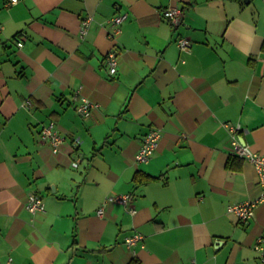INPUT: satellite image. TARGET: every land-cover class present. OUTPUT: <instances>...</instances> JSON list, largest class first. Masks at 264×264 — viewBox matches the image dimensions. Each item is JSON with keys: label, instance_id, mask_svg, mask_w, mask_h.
I'll return each mask as SVG.
<instances>
[{"label": "crops", "instance_id": "obj_1", "mask_svg": "<svg viewBox=\"0 0 264 264\" xmlns=\"http://www.w3.org/2000/svg\"><path fill=\"white\" fill-rule=\"evenodd\" d=\"M10 1L0 0V264H261L264 203L245 225L227 213L259 196L257 173L226 163L228 125L264 155V0ZM166 7L182 10L175 29ZM123 13L110 38L108 20ZM75 95L95 105L90 117ZM49 122L65 138L57 153L40 135ZM151 128L157 149L137 163ZM30 193L43 213L24 208ZM121 194L133 215L114 204L97 215ZM134 232L143 240L130 248Z\"/></svg>", "mask_w": 264, "mask_h": 264}, {"label": "built area", "instance_id": "obj_2", "mask_svg": "<svg viewBox=\"0 0 264 264\" xmlns=\"http://www.w3.org/2000/svg\"><path fill=\"white\" fill-rule=\"evenodd\" d=\"M10 2L11 4H14L17 0H11ZM161 16L169 22L173 29H175L181 24L182 10L177 7H166L161 10ZM127 17L128 15L123 13L115 15L108 20V23L112 28L109 35L110 38H113L120 32V26L127 20ZM91 21V17H85L81 20L79 31L81 39L86 35ZM21 45V42H19L18 46L20 47ZM176 45L179 51L183 53L190 52L191 42L188 39L179 37L176 40ZM105 65L109 75L115 76L118 70V58L114 51H111L106 55ZM74 100L77 101L75 107L76 112L83 118L90 117L95 105H93L89 99L81 95H75ZM25 106L30 108L32 103L28 100L25 102ZM228 130L231 133V155L251 163L258 176L259 196L253 201H247L245 203L227 207V213L232 214L239 224L245 225L254 218L255 206L264 203V155L251 151L246 144L240 142L239 132H246L240 125H228ZM40 135L41 138L51 146L53 153L59 152L61 145L65 141V138L55 129V124L53 122L44 125L41 128ZM159 139L160 131L156 128H151L143 136L141 147L135 155V161L137 163H147L157 149ZM78 162L79 160H74L72 166L77 167ZM132 199L133 196L131 194L109 196L105 198L96 213L99 217H102L104 214V208L107 205L114 204L124 206L127 209V212L133 215L135 210L131 206ZM24 208L31 214L43 213L45 210L42 198L33 193L27 195ZM142 240V235L134 232L124 239V243L131 248L138 243H141ZM253 249L258 254L260 263L264 264V244L261 238L257 240Z\"/></svg>", "mask_w": 264, "mask_h": 264}, {"label": "trees", "instance_id": "obj_3", "mask_svg": "<svg viewBox=\"0 0 264 264\" xmlns=\"http://www.w3.org/2000/svg\"><path fill=\"white\" fill-rule=\"evenodd\" d=\"M236 159H238L239 160V158H237V157H235V156H230L229 157V159L227 160V163H226V167H227V169H231L232 168V162L234 161V160H236ZM241 160V159H240ZM151 177H146L145 178V180L147 181V182H149V181H151L152 179H150Z\"/></svg>", "mask_w": 264, "mask_h": 264}]
</instances>
